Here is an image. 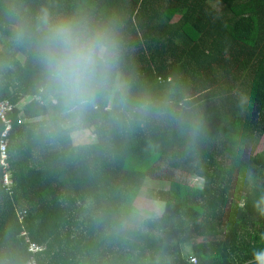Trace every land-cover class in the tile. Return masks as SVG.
I'll use <instances>...</instances> for the list:
<instances>
[{
    "label": "trees",
    "instance_id": "1",
    "mask_svg": "<svg viewBox=\"0 0 264 264\" xmlns=\"http://www.w3.org/2000/svg\"><path fill=\"white\" fill-rule=\"evenodd\" d=\"M23 2L118 21L132 95L187 97L182 111L204 132L192 146L177 118L127 122L102 97L77 127L53 133L38 65L0 15V101L16 106L11 194L0 167V264L33 256L25 236L41 248L37 264H264V0ZM83 131L95 140L77 142ZM158 163L203 185L147 188Z\"/></svg>",
    "mask_w": 264,
    "mask_h": 264
},
{
    "label": "clouds",
    "instance_id": "2",
    "mask_svg": "<svg viewBox=\"0 0 264 264\" xmlns=\"http://www.w3.org/2000/svg\"><path fill=\"white\" fill-rule=\"evenodd\" d=\"M0 15L10 26L11 42L26 47L39 68L42 91L53 106V121L46 127H77L102 97L113 103L125 121L175 117L184 127L181 135L195 146L204 132L202 118L185 116L188 98L134 96L119 71L122 36L115 19L98 20L81 13H53L47 7L33 12L23 0H5Z\"/></svg>",
    "mask_w": 264,
    "mask_h": 264
},
{
    "label": "rangeland",
    "instance_id": "3",
    "mask_svg": "<svg viewBox=\"0 0 264 264\" xmlns=\"http://www.w3.org/2000/svg\"><path fill=\"white\" fill-rule=\"evenodd\" d=\"M215 8L218 7L217 4H214ZM29 98H26L25 101H28ZM24 119V117H21ZM95 138H92L90 132L83 131L76 135V141L87 143L94 141ZM81 144V143H80ZM170 181H178L186 184L189 187H201L203 185V181L201 178L191 176L189 174H184L182 172H178L172 170L166 163H158L152 170L148 171V176L146 179V185L148 187H165L169 184ZM138 205L141 207H147L148 209L154 211L155 213H160L162 211V205L155 202H147L145 199H142L141 202H138ZM138 215L132 214L130 219L128 220V225H137L138 224ZM186 255L192 256L193 251L191 250L190 245H186L184 248ZM35 257V256H34ZM36 259V258H35Z\"/></svg>",
    "mask_w": 264,
    "mask_h": 264
},
{
    "label": "built area",
    "instance_id": "4",
    "mask_svg": "<svg viewBox=\"0 0 264 264\" xmlns=\"http://www.w3.org/2000/svg\"><path fill=\"white\" fill-rule=\"evenodd\" d=\"M16 106L10 102L9 100H1L0 101V121L4 124V130L1 133L0 138V167L4 170L3 176V187L10 194L12 193V188L14 186L12 180V174L10 171V158H9V145L11 133L13 131V122L10 118V114L15 110ZM19 123H22L24 119H19ZM23 235H26L25 232H22ZM25 241L28 242V251L33 253L26 262L23 264H37L36 259L34 257L35 253L41 250L35 243L31 242L26 236Z\"/></svg>",
    "mask_w": 264,
    "mask_h": 264
},
{
    "label": "crops",
    "instance_id": "5",
    "mask_svg": "<svg viewBox=\"0 0 264 264\" xmlns=\"http://www.w3.org/2000/svg\"><path fill=\"white\" fill-rule=\"evenodd\" d=\"M1 137V136H0ZM2 168V167H1ZM3 170V169H2Z\"/></svg>",
    "mask_w": 264,
    "mask_h": 264
}]
</instances>
